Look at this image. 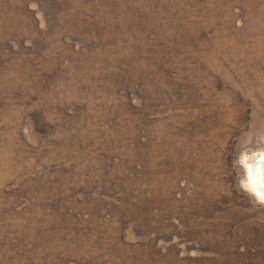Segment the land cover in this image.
Segmentation results:
<instances>
[{"label":"rangeland","instance_id":"374dc122","mask_svg":"<svg viewBox=\"0 0 264 264\" xmlns=\"http://www.w3.org/2000/svg\"><path fill=\"white\" fill-rule=\"evenodd\" d=\"M264 0H0V264H264Z\"/></svg>","mask_w":264,"mask_h":264},{"label":"bare ground","instance_id":"6f19581e","mask_svg":"<svg viewBox=\"0 0 264 264\" xmlns=\"http://www.w3.org/2000/svg\"><path fill=\"white\" fill-rule=\"evenodd\" d=\"M248 183L256 193H264V155L247 161Z\"/></svg>","mask_w":264,"mask_h":264},{"label":"clouds","instance_id":"9594fccd","mask_svg":"<svg viewBox=\"0 0 264 264\" xmlns=\"http://www.w3.org/2000/svg\"><path fill=\"white\" fill-rule=\"evenodd\" d=\"M244 191L250 196H253L257 203L264 205V193H253L248 189H244Z\"/></svg>","mask_w":264,"mask_h":264}]
</instances>
